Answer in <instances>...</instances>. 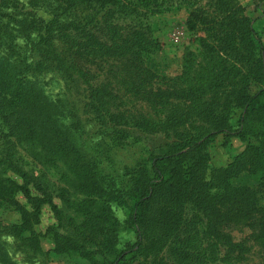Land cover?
<instances>
[{"label":"trees","instance_id":"obj_1","mask_svg":"<svg viewBox=\"0 0 264 264\" xmlns=\"http://www.w3.org/2000/svg\"><path fill=\"white\" fill-rule=\"evenodd\" d=\"M179 6L196 37L170 75L152 18ZM54 74L84 94L111 150L141 146L123 177L87 159ZM220 134L246 146L211 168ZM45 204L58 224L44 237L67 264H244L254 247L264 264V42L239 0H0V210L21 215L0 223V264H43ZM123 230L136 240L121 248Z\"/></svg>","mask_w":264,"mask_h":264},{"label":"rangeland","instance_id":"obj_2","mask_svg":"<svg viewBox=\"0 0 264 264\" xmlns=\"http://www.w3.org/2000/svg\"><path fill=\"white\" fill-rule=\"evenodd\" d=\"M205 1V0H202ZM246 8V14L251 19L253 27L261 35L264 42V0H239ZM189 16V10L186 6H179L171 12L166 13L160 18L156 15L152 19L154 22L161 20L160 28L155 32V38L162 44L163 53L167 56L168 73L170 75H177L182 69L183 55L185 49L188 46H193L195 42V34L189 31L186 26V21ZM80 67L86 72L96 71L97 67L88 61H80ZM48 83V91L53 94H59L65 96L70 102H74L78 108V115H72L71 120L80 122L82 128L79 130L82 140L86 143L84 146V152L87 153V159L95 165L98 172L102 176H107L108 179L123 177L127 167L133 166L137 158L142 152L140 145L132 146H116L111 150L113 145L112 138L109 135V128L107 129L103 124H100L94 114H91L88 110H85V104L81 101L84 94L79 93V97L75 96L72 90L68 89L66 83L60 76L48 75L46 76ZM82 91V90H81ZM143 107V106H142ZM139 108L140 105H139ZM148 111L149 108H141ZM246 146V143L242 142L238 137H231L229 140L224 138L223 134L217 136L216 140L210 146L211 159L209 165L211 168L225 167L234 157L240 153ZM14 178H17L11 172L9 173ZM18 198L20 201L29 207L27 200L23 194L19 193ZM54 202L60 207H64L63 201L54 197ZM117 207V206H116ZM118 208V207H117ZM119 214L123 216V210L118 208ZM41 222L35 227V230L41 234L42 251L41 259L43 264H67L61 260L60 257L53 252L54 243L49 236L44 237L47 230L51 227H55L58 224V220L55 212L50 204H45L41 208ZM21 215L19 212L12 209L0 210V223L3 226L13 225L19 223ZM235 238L240 240L246 235V232L234 231ZM1 239L6 245L12 243V238L6 234H1ZM136 240V233L132 230H123L120 233V247L123 248L126 243ZM13 252V251H12ZM14 258L18 261H22L21 253L13 252ZM261 253L257 247H254L249 253L248 259L244 264H260Z\"/></svg>","mask_w":264,"mask_h":264}]
</instances>
